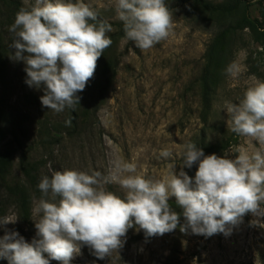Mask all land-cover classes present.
I'll use <instances>...</instances> for the list:
<instances>
[{
  "label": "rangeland",
  "instance_id": "374dc122",
  "mask_svg": "<svg viewBox=\"0 0 264 264\" xmlns=\"http://www.w3.org/2000/svg\"><path fill=\"white\" fill-rule=\"evenodd\" d=\"M17 1L20 8L34 4V0ZM84 2L98 13L97 19L112 25L113 31L107 34L112 44L101 58L111 62L114 75L96 112L97 123L78 124L76 133L70 136L66 132L71 128L63 122L67 108L57 113L42 106L43 86L29 87L25 82V63L11 58L15 49L11 47L14 36L9 28L15 16L6 14L0 5V114L20 124V151H26L37 165L39 182L43 176L50 177L53 171L65 169L106 175L117 159L135 163L136 174L161 179L169 163H176L177 173L181 170L183 146L201 132L211 141L228 140V147L218 154L221 157L227 152L228 158L234 159L236 154L228 152L230 149L243 146L251 150L255 146L229 130L228 115L222 106L226 100L239 103L253 78L264 81L263 38L257 41L249 28L228 34L216 47L218 57L208 67V45L230 18L211 23L196 8L173 4L170 10L174 28L170 37L148 51H141L125 36L114 37L123 23L117 17L115 0ZM242 9L255 29L264 32V0H249ZM232 64L240 68L236 77L226 72ZM205 74L206 86L202 87L200 79ZM204 92L208 99L202 111ZM43 125L61 126L59 131L63 135L58 144L40 146L38 131ZM10 140L12 136L6 134L3 144ZM163 149L170 150L173 156L162 157ZM16 158L8 173L11 183L20 181ZM191 168L183 170L190 176ZM106 189L124 195L118 184H108ZM40 197L41 193L37 197L31 195L25 220L19 217L15 206L2 207L1 217L7 216L15 223L0 226V238L6 231L18 232L29 243L38 238L34 221L39 216L33 215L32 210ZM254 220L259 224L253 225ZM260 225H264V216L249 213L229 236L221 233L205 237L190 230L182 233L177 228L163 236L146 237L142 229L133 227L128 230L123 247L110 257L97 259L84 245L70 264H264V227ZM44 256L48 258L47 253ZM0 264L9 261L0 257ZM50 264L61 262L50 260Z\"/></svg>",
  "mask_w": 264,
  "mask_h": 264
},
{
  "label": "clouds",
  "instance_id": "9594fccd",
  "mask_svg": "<svg viewBox=\"0 0 264 264\" xmlns=\"http://www.w3.org/2000/svg\"><path fill=\"white\" fill-rule=\"evenodd\" d=\"M123 31L136 48L148 51L167 40L174 28L173 13L165 0H115ZM84 0H34L30 8L21 7L9 32L13 34L11 58L26 65V84L40 89L42 106L57 113L75 110L82 92L94 77L98 60L112 44L113 31L107 21ZM226 72L236 77L240 68L229 65ZM227 126L255 146H239L221 157L205 155L188 142L181 154V170L169 163L161 179L136 174V164L113 161L108 173L65 169L43 176L38 184L40 199L33 207L36 236L31 243L15 231L0 238V257L9 264H61L70 261L88 246L103 260L124 245L129 229L143 230L146 237L163 236L177 228L194 235L229 236L245 215L264 216V81L253 78L239 103L224 101ZM72 117L65 124L71 126ZM160 155L173 153L163 149ZM198 164L195 176L183 168ZM118 184L123 197L106 189ZM175 198L180 213L169 203ZM15 223L0 217V226ZM253 225L259 221L251 222ZM264 227V225H260ZM44 253H47L45 258Z\"/></svg>",
  "mask_w": 264,
  "mask_h": 264
},
{
  "label": "trees",
  "instance_id": "16d2710c",
  "mask_svg": "<svg viewBox=\"0 0 264 264\" xmlns=\"http://www.w3.org/2000/svg\"><path fill=\"white\" fill-rule=\"evenodd\" d=\"M249 0H223L220 3H213L209 0H165L166 5L171 8L173 4L179 3L184 6L196 8L199 15L205 17V19L211 23H221L219 20H228L227 26L219 30L213 37L208 45V49L205 53L207 66L211 64L214 57H218L216 47L223 43L227 35L231 33L235 35L236 31L249 28L257 41L264 39V32H259L255 29L254 25L248 19L245 11L242 7L246 6ZM0 5L4 8L6 14L12 13L15 16L20 9V5L17 0H0ZM98 21H101L98 19ZM103 21V20H102ZM123 37L125 33L123 31V23L119 24V28L114 37ZM114 69L110 61H102L100 57L98 60V66L95 70L94 77L89 80L85 89L82 92L77 93L80 97L79 104L76 105L75 110L67 108L68 115L63 121L72 117L71 131H67L66 134L70 136L75 130H77L78 124L82 125H94L97 123L96 112L104 101V97L107 91V85L113 78ZM207 74L201 79L202 87L206 86ZM208 96L204 92L202 94V101L204 107L202 111H205V104ZM88 111V112H87ZM89 117L88 120H83L84 117ZM7 118H9L7 120ZM203 120V116H202ZM12 119V117L2 116L0 114V217L2 213V207L4 209L7 205H13L18 209L19 217L23 220L26 218V209L29 204L30 197H37L40 190L38 189V168L33 160H31L29 154L25 151H20V140L18 139V132L22 131L20 124ZM64 124L62 125L63 127ZM8 125L10 129H8ZM66 125V124H65ZM61 126L43 125L40 126L38 131V137L40 139V146L43 148H49L53 143H59L62 138V132L59 130ZM6 134L12 136V140L3 144L6 139ZM193 143L199 149H202L205 155L216 154L225 150L228 147V140L220 139L211 141L207 135L201 132L193 140ZM19 153V154H18ZM17 156V158H16ZM15 158L17 159V166L20 175V181L17 183H11L8 179V173L13 166ZM198 168V164H193L190 177L195 176V172ZM169 203L173 207V210L180 213V223L183 224L184 217L182 215V209L175 205V198L170 199ZM179 229V228H178Z\"/></svg>",
  "mask_w": 264,
  "mask_h": 264
}]
</instances>
